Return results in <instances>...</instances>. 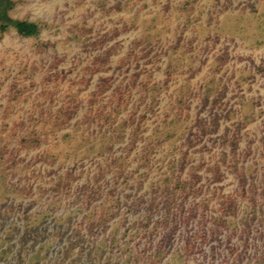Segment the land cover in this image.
Returning <instances> with one entry per match:
<instances>
[{
  "label": "rangeland",
  "instance_id": "374dc122",
  "mask_svg": "<svg viewBox=\"0 0 264 264\" xmlns=\"http://www.w3.org/2000/svg\"><path fill=\"white\" fill-rule=\"evenodd\" d=\"M14 1L0 264H264V0Z\"/></svg>",
  "mask_w": 264,
  "mask_h": 264
},
{
  "label": "trees",
  "instance_id": "16d2710c",
  "mask_svg": "<svg viewBox=\"0 0 264 264\" xmlns=\"http://www.w3.org/2000/svg\"><path fill=\"white\" fill-rule=\"evenodd\" d=\"M14 2V0H0V22L2 23L1 29L5 30L8 26V22L12 20L9 11L13 7ZM14 25L18 31L24 35H33L39 31L37 24L27 20L17 19L14 21Z\"/></svg>",
  "mask_w": 264,
  "mask_h": 264
}]
</instances>
